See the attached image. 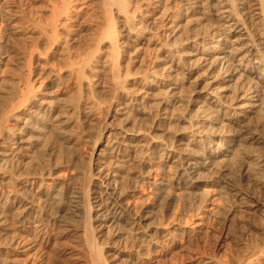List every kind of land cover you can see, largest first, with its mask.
Returning <instances> with one entry per match:
<instances>
[{
	"label": "bare ground",
	"instance_id": "1",
	"mask_svg": "<svg viewBox=\"0 0 264 264\" xmlns=\"http://www.w3.org/2000/svg\"><path fill=\"white\" fill-rule=\"evenodd\" d=\"M92 1L48 0L28 19L0 0V264L73 225L94 264H108L107 227L131 241L130 264L176 244L155 206L132 213L146 185L169 202H205L210 185L264 220L261 199L223 179L237 162L264 188V133L248 124L264 108V0Z\"/></svg>",
	"mask_w": 264,
	"mask_h": 264
},
{
	"label": "rangeland",
	"instance_id": "2",
	"mask_svg": "<svg viewBox=\"0 0 264 264\" xmlns=\"http://www.w3.org/2000/svg\"><path fill=\"white\" fill-rule=\"evenodd\" d=\"M45 1L44 0H19V1L9 0V3H11V5L13 3L12 6L16 7L13 10L15 15H17L19 12L21 13L22 11L24 12V14L25 12H28L27 15H29V17L27 16V18L29 19L31 16H34V15L38 16L42 13V15L40 16L46 19V14L48 12L47 6L49 5V3H48V0H45ZM86 1L91 3L89 5V8L92 9V7L94 6L93 4L95 2L92 0H86ZM35 11L38 15H36ZM38 12H40V14ZM90 13H91V10H90ZM83 20L84 19H82L79 23V26L81 29L89 25L87 21L85 22V20L84 21ZM0 25L3 27L4 23L3 25L0 23ZM82 32L84 33V31ZM15 36H20V35L16 34V35H13L14 38H11L12 36L10 38L9 37L6 38L7 41H9L10 43L9 46L12 48L21 47L22 39H18L19 37L17 38ZM15 38H17L18 40ZM1 75L2 74L0 72V76ZM260 111L262 112L261 114L259 113V111H256L257 114L256 113L251 114L249 117L250 122H248L249 119H247L246 122H248L249 126L252 129L258 132L264 133V125H263L264 108H262ZM255 117L256 119L254 120ZM256 120L262 121V122H258V121L255 122ZM253 123H255L256 126ZM236 163L229 164V165L226 164L227 168L229 169L227 170L228 173L226 172L227 175L225 174L223 178L225 183H228V184L237 183L236 185L242 187L244 190L251 193V195H254V197H257V199L259 200L261 199L260 201L264 203V191H263L264 188L256 184L257 181L253 179L254 178V176L252 177L253 174H249V176L242 175L241 169H238L240 168L239 166L240 164L238 165L239 167H236L238 164ZM235 170L236 171L238 170V171L236 172ZM154 174L152 176L157 177L156 173ZM226 176H229L230 179L229 177H226ZM247 177H249L251 180ZM213 189H214L213 186L208 185V186H204L201 189L202 191L200 190L201 192L204 191L203 192L204 198L206 199L205 202L201 201L200 199H196L198 196L196 197L192 196V198L191 196L190 197L185 196V197H179V198L176 197L175 198L176 200L175 199L173 201L171 200V202L165 201L163 199L155 200V198H153V193H154L153 189L151 191V187L149 188V185L148 186L146 185V187L144 186V188H142L137 193V195L135 194L133 196L134 198L133 197L131 198V205H132L131 209L134 211L132 213H135L137 211L135 214H142L145 211L144 208L146 206L147 207L148 205L152 207L155 206L153 207V215L150 217V221H153L152 224L159 226L163 231H165V233H169L171 235L176 234L175 235L176 244L174 245L161 244L162 246L160 245V247H158L157 250H155L156 252L153 251L151 255L146 256L145 259H143V261H140L137 264H203V263H206V264H219V263L220 264H239V263L240 264H264V251L262 252V250H264L262 249L264 248V220H261L257 212H252V210H248L246 207H243L242 205H236V206L231 207L232 204L230 202H227L225 199L223 201L222 198H219L218 194H215L216 193L215 189L214 190ZM254 189L256 190L254 191ZM223 195L225 196V194ZM181 201L183 202L181 203ZM185 201L186 203H184ZM225 201L227 204L224 203ZM162 202H165V204ZM177 202H180V203H177ZM154 203H156L157 205ZM161 204H164V205L162 206ZM187 205L189 206L187 207ZM199 205L200 206L202 205L201 208ZM230 209L231 211H229ZM152 219H155V221ZM147 222H149V220ZM74 226L75 225L69 226L68 228L69 230H64V232L60 233L59 238L58 239L56 238L57 239L56 242L58 243V245L55 246L54 242H52L53 245L50 244L46 249L47 252L45 251L46 253L44 252L43 255L36 256V254L33 253V251H30L29 249H27V247H25L26 249L18 248L19 250L17 251L13 250L12 251L13 257H12L11 263L13 264H32V263L33 264H86V263L94 264L90 256V252H89V248L87 244L82 241L83 238L79 236H75L77 235L75 231L79 228L76 229L74 228ZM111 231L112 229L109 227L104 228L102 231V237H101V239L104 240L103 247L106 249L105 251H107L104 254L105 257L107 258V263L108 264H126V263L128 264L129 262L127 258H129V256L134 254V247L130 245L132 244L131 241H129V243L128 241L127 242L125 241L116 242L115 240L110 239L109 233H111ZM169 234L166 237H169ZM252 239H254L255 241ZM166 247L167 248L169 247V248L167 249ZM254 247H256L257 249ZM259 249L260 250L262 249V250L260 251ZM250 252L253 254H251ZM28 255H31V256H28ZM67 255L69 256L67 257ZM254 255H257V256H254ZM86 256L88 259L86 258ZM253 257L256 259H254Z\"/></svg>",
	"mask_w": 264,
	"mask_h": 264
}]
</instances>
